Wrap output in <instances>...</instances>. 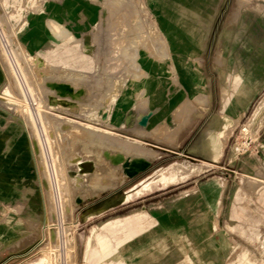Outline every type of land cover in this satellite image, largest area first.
Segmentation results:
<instances>
[{
	"label": "rangeland",
	"instance_id": "374dc122",
	"mask_svg": "<svg viewBox=\"0 0 264 264\" xmlns=\"http://www.w3.org/2000/svg\"><path fill=\"white\" fill-rule=\"evenodd\" d=\"M228 3L229 23L226 26L232 32H251L253 25L247 21H251L253 15L264 16V0H228ZM238 17H245V23H237ZM52 27L61 39L67 38L61 25L53 24ZM26 28L27 24L0 23V59L5 71L0 87V128L6 134L3 155L0 152V174L3 171V178L0 176V264H39L42 259L50 264H64V261L67 264H264V116L251 123L255 110L264 101V91L234 130L233 121L226 128L225 132L232 130V135L219 161L208 163L187 154L159 158L137 176L125 178V182L119 183L118 168L107 176L83 180L84 184L77 187L71 185L69 190L65 188L66 174L62 171L63 193L59 197L56 186L49 182L42 148L36 146L39 131L45 138L42 123L39 118L37 125L33 123L30 110L35 114L40 107L45 114V132L58 168L62 170V160L74 149L99 156L98 145L93 147L92 139L82 130L112 131L120 138L128 135L104 127L101 124L106 119L98 120L95 114H91V119L81 116L100 108L110 109L115 97L125 88L138 96L143 95L142 87L148 73L136 53L140 47L152 46V43L139 39L118 41V48L132 55H117L116 59L102 54L101 48L107 47V41L99 44L94 55L89 56L82 55L76 40L59 41L51 49L32 53L20 39ZM246 39L239 43L252 44V40ZM167 42L160 40V52L164 53L160 58L167 57L170 65ZM261 42L264 47V41ZM236 43L230 46L236 47ZM171 46L176 47V44L171 41ZM84 63L91 64L84 66ZM9 65L17 72L24 93ZM164 70L172 94L177 79L171 65ZM63 100L68 102L67 110L52 108ZM128 137L152 150L154 156L160 155L142 139ZM213 138L217 145V139ZM44 143L46 160L51 164L46 140ZM213 157L217 159L218 153ZM12 163L24 173H14L15 178L7 179L4 166L9 168ZM176 164H181L182 168L173 173ZM182 170L186 172L180 174ZM218 180L225 183V187L213 191V214L207 221L211 232L207 231L206 236L197 235L195 249L184 239L188 231L177 229L173 240L180 243L182 239L185 247L178 258L165 262V252H160L148 262L142 254L133 262L134 252L128 251L126 246L154 225L155 220L145 211L150 201L160 197L161 202H170L190 187H199L205 181L217 184ZM245 181L250 182L252 188L247 187ZM139 182L143 184L139 186ZM146 182L148 188L141 190ZM133 188L140 190L143 197L132 203L99 214L82 204L79 208L82 199L99 195L101 191L113 189V194L120 195L130 193ZM218 199L221 206L217 210ZM196 219L199 221V217Z\"/></svg>",
	"mask_w": 264,
	"mask_h": 264
},
{
	"label": "crops",
	"instance_id": "0c3cea01",
	"mask_svg": "<svg viewBox=\"0 0 264 264\" xmlns=\"http://www.w3.org/2000/svg\"><path fill=\"white\" fill-rule=\"evenodd\" d=\"M228 7V0H0V23L27 24L20 39L32 53L51 49L59 41L76 40L82 55L89 56L107 41L102 54L116 59L117 55H132L118 48V41H151L152 46H142L136 53L148 73L143 95L125 88L115 97L111 109L99 112L100 118H106V122L99 123L122 135L142 139L160 153L152 163L181 154L211 163L224 156L232 130L264 91V16L253 15L247 21L253 25L251 32H232L226 26ZM244 19L238 17L237 23H245ZM53 24L62 26L66 39L56 34ZM246 38L252 44L239 43ZM160 40L169 41L167 56L177 79L172 94L164 70L170 62L167 57L160 58L164 54L160 52ZM235 41L236 47H231ZM4 80L0 59V87ZM89 114L84 112L81 118L91 119L94 113ZM140 119H145V124H140ZM232 121L234 127L225 132ZM5 135L0 128L1 155ZM209 136L217 139V145L208 153L203 140ZM0 176L3 178L2 170ZM244 184L252 188L250 182ZM224 187L219 180L217 184L205 181L177 194L170 202H161L160 197L150 201L145 211L155 220L154 225L126 246L134 252L133 262L141 254L148 262L160 252H165V262L178 258L185 247L182 239L180 243L173 240L177 229L188 231L184 239L195 249L197 235L211 232L207 221L213 214V191ZM136 188L120 195L113 194V189L101 191L82 199L79 208L82 204L99 214L132 203L143 197ZM146 188L147 182L141 190ZM216 205L220 209V199Z\"/></svg>",
	"mask_w": 264,
	"mask_h": 264
},
{
	"label": "bare ground",
	"instance_id": "6f19581e",
	"mask_svg": "<svg viewBox=\"0 0 264 264\" xmlns=\"http://www.w3.org/2000/svg\"><path fill=\"white\" fill-rule=\"evenodd\" d=\"M55 27H58V26L55 25ZM5 55H6L7 59H9L6 52H5ZM9 68H10L11 72L13 73V75L15 76L16 82L19 85V87L21 88V91L24 93V91H23L24 89L22 87L20 79L17 77L18 75H16L17 72L15 71V69L12 65H9ZM206 97H207V95H206ZM50 102H54V101H50ZM67 103L68 102L65 100H63L61 102H56L55 105H52V108H61L63 110H67L68 109ZM38 106H39V104H38ZM33 111L34 110H30V115L32 117V121L35 125H37L36 120L39 118V120L42 123L43 133L45 135V138H44V137H42L43 134L40 133V131L38 132L39 140L35 138L37 140V142L35 141L36 146L38 147V149H40V147L42 148L41 152L43 153V155L45 157L44 165L46 164V166H47L46 170L48 171V174L50 177L49 182H51L50 183L51 186L52 185L56 186V189H57L56 192L59 194V197L63 193V190H62L61 185H60V182H61L60 178H61L62 171L64 174H66L67 183L65 184L66 185L65 188L67 190H69L71 185L77 187L81 184H84V182L81 183L83 180H87L89 178L92 179V177H94V176L97 177L99 175H106L107 176L114 169L117 170L118 168L120 169V175L118 177V180L122 181L123 179H125L127 177H134V176L138 175L140 172L145 171L147 169V168L143 169L141 167L142 163L152 164L154 157H156V155L154 156V153L152 152V150L149 151L148 149L142 147L141 143L138 140H134L128 136H122V138L117 137V136H115V133L112 131H106V133H103V132H97V131L89 129V128L86 129L84 127L86 131L82 130V129L81 130L85 132L86 136L88 135V137H90L92 139V141H93L92 146L94 147V145H98L99 156H96L95 154H90L91 151H89L90 153H87L85 150L79 151V150L74 149V151L70 155H67L68 158L66 160L65 159L62 160L63 161V165H62L63 167L61 170L60 168H58V166L56 164V158L53 155L52 145L50 144L48 134H46V132H45V129L47 128V127H45L46 123L44 122V115L45 114L43 115L40 107L38 108L37 113L34 114ZM103 111H104V108H100L99 110H97V112H94V114L98 120H101V118H103L102 113H100L102 117L100 118V116H99V112H103ZM44 113L50 115L48 112H44ZM106 116H107V114H106ZM263 116H264V101L262 103H260L259 106L257 107V109L255 110L253 117L251 119V123H256ZM50 118H52V117L50 116ZM48 119H49V117H48ZM52 119H54V118H52ZM52 119H51V121H52ZM104 119H106V118H104ZM140 121L142 124H145V119H141ZM53 124H52V127H53ZM56 127H58V125H56ZM74 128H76V127H74ZM71 132H73V131H71ZM85 134H84V136H85ZM44 140H46L47 148L50 152L48 154H50L51 164L48 163L49 159L46 160L47 154H45V149H46L45 146L46 145L44 143ZM203 141H204V149L208 153L211 152L212 150H214L216 143H215V140L212 136L204 138ZM41 157H42V155H41ZM180 168H182V165L176 164L172 170L173 173L181 171ZM4 171H5V177L7 179L15 178L14 173H20V174L24 173L23 170L20 167H17L14 163H12L9 168L7 166H4ZM115 172L116 171H114L113 173H115ZM185 172H186V170H184V171L182 170V172L180 174L185 173ZM115 175H117V173ZM115 180H117V178H115ZM43 207H44V205H43ZM65 245H66V243H65ZM63 263L67 264L66 261H64ZM39 264H50V263L46 262L45 259H42V260H40Z\"/></svg>",
	"mask_w": 264,
	"mask_h": 264
},
{
	"label": "water",
	"instance_id": "95a60500",
	"mask_svg": "<svg viewBox=\"0 0 264 264\" xmlns=\"http://www.w3.org/2000/svg\"><path fill=\"white\" fill-rule=\"evenodd\" d=\"M141 167L143 169L149 168L150 167V163H142Z\"/></svg>",
	"mask_w": 264,
	"mask_h": 264
}]
</instances>
